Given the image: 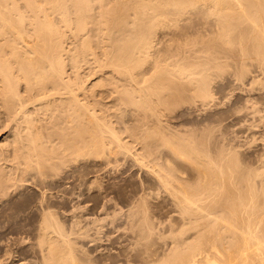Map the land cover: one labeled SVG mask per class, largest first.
Returning a JSON list of instances; mask_svg holds the SVG:
<instances>
[{"label": "bare ground", "instance_id": "bare-ground-1", "mask_svg": "<svg viewBox=\"0 0 264 264\" xmlns=\"http://www.w3.org/2000/svg\"><path fill=\"white\" fill-rule=\"evenodd\" d=\"M159 35H162V40L166 37L168 38L167 40L161 41ZM173 41L176 42L177 45V48L173 47V51L174 49H183L186 51L185 49L188 50L190 49L189 47H195L196 45L202 46L203 50L206 52L210 51L209 54L211 51L214 50V52H216L218 48L223 47L225 49L239 47L241 50H245L244 52L248 49L254 52V55H257L261 62L263 61L264 63V0H0V114L5 116L6 121L16 125L15 128L18 127L20 129V126L24 124L22 129H16L18 130V134L15 135L17 138L14 136V139L16 138L17 140H13V143L11 142V147H13L11 156L14 161L10 168L12 174H7L5 172L3 174V170L0 168V217L2 219L0 221H3V225L0 223V246H2L4 242L7 243V239H9L11 244H5V246H7V248L8 246L10 247L14 244L12 236L22 233L28 234L30 232L32 236L28 235L33 238L32 242L34 241L33 244L31 243L30 247H27L29 248L28 250L33 253V255L30 254L33 256L32 260H28V258L25 259L24 257L20 258L18 261L13 260V256L16 254L25 255L27 249H23V247L19 249V245H17L18 249L15 251H19L17 253L15 252L16 254L14 251L12 252L13 248H11V250L8 248L5 249L3 253L1 252L0 264H14L20 261H25L24 264L94 263L92 260L90 263L88 261L89 257L87 258L86 255L85 257L88 260L82 256L83 254H79L73 246L74 244L71 243L72 239L70 240V238H68L70 236H66L67 234L72 235L71 231H69L67 227H61V225L65 223L62 221L63 217L61 219L63 224L61 221L59 222L58 218L64 214L61 213L59 217L57 216L58 210H60L61 207L58 205L60 209L56 208L57 202L54 203L56 200H53V197H55L52 194L53 190H51L50 187V190L45 188V185L48 184L49 186L47 178L49 177L48 174L54 171L52 168L58 169L59 167L57 166H59V163L63 162L66 158H72L69 161H75L79 156V159H81V156H84V154H90V157L91 154H94L96 157L108 160L112 155L116 158L117 154H126L128 152L129 148L127 149V146L122 143L123 139L119 136L122 132L121 129H119L121 132L118 133L119 131H116V126L111 122L114 120L115 124V122L118 121L116 118L118 115L115 117L117 120L113 119L114 115L113 117L111 116V121L109 120L111 118L108 119L103 115V113L106 112L104 111L105 107H108L107 104H103L100 100L104 99L102 96L104 93L107 94H105V98L116 95V97L113 96L116 98L114 99L116 100L115 103L117 102L115 106L123 107V111L131 107L132 110H136L137 115H140V113L144 111L147 112V114H149L148 117L147 115L146 117L143 115L145 120L149 118V116L150 118H155V123L158 125L155 126V124H153L154 122L151 124L156 128H154V126H152L153 128L149 127L148 125L150 123L148 121H146L148 125L142 123V118L140 120V117L135 122L136 127L142 129L144 140L147 138L153 139L152 142L145 145L146 152L149 155L153 154L152 152L155 151L154 147L152 148L154 150L152 152L150 151L151 145L166 150L165 158L164 153H162L163 155L160 154V157L163 156L161 159L164 158L163 161L165 162H161L163 165L158 167L157 165L159 163H157L156 167L158 173L156 170L153 172L154 174H158H156V176L158 181L161 182L165 188L163 190H166L167 193L170 194L171 197L169 198L173 199L179 211V217H176L178 220L174 217L176 221L175 224L167 222L168 226L170 224L169 231L166 230L167 232L165 231L166 234L164 232V236L169 232V239H167L169 242L167 245L165 244L166 242H164V244L160 242L162 245L167 246H165V250L163 248L164 246L161 248V246H159L161 244H157L160 249L164 250L162 255H159L160 251L158 252V250L154 249L158 252L157 254V252L152 249L154 245L151 243L150 245H153L150 246L152 250L149 246L145 248L144 252L140 250L144 254L143 257L139 255L140 258L137 259L136 256L138 255L136 254L140 251H138L139 249H135L138 251L137 253H135V250V252L133 251L135 254V256H133L137 259H135L137 262H131L128 259L122 261L121 258V263L119 259H117L118 264H264V174L257 172V169L255 170V172H257L256 174L239 173L237 169L243 164L239 162L240 166L238 165L239 160L237 157V164H234L236 161L233 163V167L235 168H232L231 164L228 171H224L225 169L223 167L225 164H222L223 159L219 157L217 161V157L214 156L213 158L211 156L210 150H207V148H200L201 146L199 147V145H201V143H198L199 145L195 143L197 140L194 142V140L192 141L185 136H177V132L178 134L182 132L180 133L176 131V129L174 133L168 132L167 129L164 130L162 128L163 131L160 129L162 127H160L161 118L159 117V113L155 111L159 108L157 105L160 106L166 104L169 100L171 101L172 99L182 97L185 92L194 94L196 97L202 99V101H207L212 97L208 89L197 86L198 83L200 85L203 73L202 69L205 70L206 68L200 69L199 67H203L205 63L202 62L203 65L193 63V54H191L192 52L190 53L189 50L185 53L183 51L181 54L177 51L173 53L172 49L169 48L171 45L174 46ZM68 42L69 44H67ZM164 45L166 46L165 49L159 48ZM197 49L198 47L196 51H198ZM219 52L222 51L220 50ZM196 54L197 57L203 55H201L200 52L199 55L198 52H194L195 56L193 55V58L196 57ZM213 54L215 56V53H212V55ZM202 58L201 61L203 60ZM210 60L212 59L210 58ZM217 61L214 62L216 65ZM206 63L208 62L206 61ZM83 65H87L90 69H88V71L87 69L82 70L84 69ZM216 65H214V67ZM209 66H211V64ZM209 69L211 70L212 68ZM81 70L87 71V73L83 74ZM95 75L97 77L101 75V77L99 76L100 79L98 82L93 83L90 78L95 77ZM208 75L207 73L206 77ZM203 76H205V74ZM89 80H91L92 83H87ZM104 86H109L110 90H107V92L101 91L102 94L100 92L96 93V91H99V88L102 89ZM152 96H155L153 97L155 98L154 102ZM104 100L106 101V99ZM178 101L180 102V100ZM197 101L199 100H196V102ZM112 102L111 105L114 106V102ZM169 102L167 103L168 106H170ZM175 103L177 102L174 101V105ZM100 105L104 109H102V107V110L100 108L98 109ZM168 106L162 107L165 109L168 108ZM110 109L107 110L109 116L112 114L109 112ZM113 109L114 107L112 110ZM132 110H130V112ZM174 110L175 109H173V111ZM38 111H41L44 115H47L48 112L54 115L57 113V119L61 120V126L58 122L60 127L58 124H55L58 120L54 124L59 127L61 131H66L65 135L59 138L63 133L59 130L61 135L52 133L57 136L56 139L59 138L61 143L65 145V147L63 145L64 148L59 152L60 157L57 156L58 151H55L60 146L57 148H55V146L53 150V141L50 140L54 135L49 132L52 136L47 137L45 135V137L35 128L36 123L33 121L36 120H32L33 118L31 115L33 113L35 114V112L38 113ZM120 112L122 111L119 107V113ZM127 112H129V109ZM41 113L39 114L41 115ZM125 113L123 114L125 115ZM131 114L133 116V113ZM48 115L53 118L51 114ZM124 115H122V118ZM161 115L160 113V116ZM55 118L56 117L53 119ZM135 118H133V120ZM53 119H51V121ZM129 119L128 121H130V124H133L131 123L132 117ZM122 120L124 121V119ZM43 121L45 120L43 119ZM122 123L125 124V122ZM163 123L164 121L162 124ZM48 124H46V127L44 124L42 128L49 129V126H47ZM54 124L51 126L54 127ZM165 125L167 124L165 123ZM56 126L53 129L52 127L50 128L54 130ZM5 127H7L6 124ZM37 127L39 128V126ZM119 127H121L120 124ZM130 127H132V125ZM42 128H39V130ZM170 129L171 128H169V131ZM171 130H173V128ZM128 131L130 132L131 130H126V134ZM59 132L56 133L60 134ZM124 132L123 134L125 135ZM46 134L48 135V132ZM129 134H131V132ZM182 135H184V133H182ZM185 135L189 137L188 134L185 133ZM191 135L194 136L193 134ZM54 138L55 137H53L52 140H54ZM195 138L197 139V137ZM205 144L206 143H204V147H206L208 143ZM8 149V146L6 148H0V155L7 153L9 151ZM233 149L234 147H232V150ZM220 151L223 152L221 149ZM225 153H227V151ZM227 154H229V151ZM130 155H132V153ZM139 155L143 156L145 154ZM142 156L139 158L142 159ZM160 157L158 158L159 160ZM227 157H229V155ZM8 158H10V156ZM143 158H145V156ZM229 160L231 161V159ZM65 161L68 162L67 160ZM76 162L77 161H75V163ZM65 163L63 165H67ZM262 165L261 168L264 170V166ZM0 166L3 165L1 164ZM48 169H52V171L49 170V172H47ZM76 176L75 178L72 176V179H76ZM52 177H49L48 180H55V178H58L56 173L54 174V178ZM60 179H62V177L57 180ZM153 181L155 182V180ZM50 182V184L53 183V181ZM159 182L156 184H159ZM29 187L31 188L30 190H33V193L34 191L38 192L36 196L39 194V196H37L39 197L37 198L39 204H37V200H33L37 201L35 202L37 206L34 204L33 206L36 207H30L31 209L28 208L29 210L27 209L28 211L26 214L24 213V216L22 214L20 215V218L21 216L24 217H22L23 222L26 223L24 225H27V227L23 226V224L21 226H16V224H21L19 222L20 218L12 214V206H10L12 207L11 210L7 206H9V204L12 205L18 195H22L26 192L24 195L26 196V194L29 193V191L27 192V188L29 189ZM159 187L161 188V186ZM17 190L21 191L18 192ZM66 196L69 197L71 195ZM62 197L59 198L62 199ZM143 197L145 198V195ZM171 199L169 201H171ZM64 201L68 200L65 199ZM132 201L133 200H131V202ZM145 202H143V207H145ZM31 203L33 202L31 201ZM175 204H173V207ZM13 206L15 208L16 205L13 204ZM140 206L142 207V204ZM18 207L20 206H16L17 209ZM16 208L14 210H16ZM133 208H135V206ZM139 210V212L143 211V209L141 210L140 208ZM171 212H176L174 214H177V211L172 210ZM129 213L131 212L129 211ZM147 214L149 213H146V215ZM171 214L170 216L173 215ZM142 216L143 215H140L139 218ZM16 218H19V223H15L17 220ZM169 218L168 220H170ZM172 219L171 221L175 222ZM101 220H103V218ZM150 220L152 221V219ZM77 222L78 221H76V223ZM129 222H127L128 225L130 224ZM142 224L143 226L140 225V228L138 227V233H135L138 236L143 232L150 233V229H152L150 228L151 226L149 227L148 225L146 216ZM149 224H151V222ZM133 225L130 228L131 230L134 227ZM66 228L70 233L66 231L67 234H65L64 229L67 230ZM153 229L156 231L155 227ZM78 231L80 230L76 232ZM135 234L133 236H135ZM159 234L155 233L154 235L158 236ZM20 237H18V239ZM23 238L22 243L25 241H23ZM130 239H132V237ZM73 240L72 242L75 241ZM135 240L133 239V242ZM99 241L103 243V240L100 239ZM141 241L144 242L143 240ZM159 241H163V239ZM142 242L141 245H143ZM146 243H149L148 240ZM146 243L144 245L147 247ZM1 248L0 250H3ZM81 251H83V249ZM81 253L86 254L84 251ZM123 256L126 257L127 255ZM105 260L108 261V263L111 261L107 260V258ZM103 262L105 263V261L101 263ZM111 263L116 264L114 262Z\"/></svg>", "mask_w": 264, "mask_h": 264}, {"label": "rangeland", "instance_id": "rangeland-1", "mask_svg": "<svg viewBox=\"0 0 264 264\" xmlns=\"http://www.w3.org/2000/svg\"><path fill=\"white\" fill-rule=\"evenodd\" d=\"M159 37H161V38H159L161 41L167 40V38H168V37H166V38L163 37L164 39L162 40V35H159ZM173 43H174V46L171 45L169 47L170 49H172V51H173V47L177 48L176 42L173 41ZM67 44H69V42ZM165 47L166 46L164 45L163 47H159V48L165 49ZM195 47L196 48L198 47V49H197L198 51H196ZM195 47H189L190 49L192 48L194 50L193 51L191 49L192 50L191 51L190 49H188L189 52L190 53L192 52L191 54H193V55H194V52L195 53L198 52V55H199V52H200L201 55L203 54L202 55L203 58H202V56L201 57L200 56L197 57V54H196L197 59H196V57H194L195 58L194 59L193 55H192V59H193L192 62L193 63H199V64H202V62L205 63V65L202 64L203 67H199L200 69L206 67L205 70L202 69L203 70L202 78H201L202 82L200 81V85L198 83L197 86H201V87H204V88L208 89L212 97H210L208 99L209 101L207 100L208 101L207 102L206 100L202 101V99H200L199 97H196L192 93L185 92L184 93L185 95L183 94L182 97L172 99L171 101L169 100L171 102L170 103L168 101L170 106L167 105L168 102H166V104L160 105L161 107L159 105H157V107H159V108H157L155 111L159 113V117L161 118L160 127L162 126L161 128L160 127H158V128H160V129L163 128L164 130L167 129L168 132H173V133H174V130L176 129V131H179L180 133L181 132L184 133V135H182V133L178 134V132H177V136H185L186 138H188V139H190L192 141L194 140V142L197 140L195 143L196 144H198V143L200 144L201 143V145L198 144L199 147L201 146L200 148H203V149L207 148V150L211 151V156L213 158H214V156L217 157L216 160L218 161L219 157H220V159H223L222 160V164L223 165L224 164L225 165L228 164L226 166L224 165V167H223L225 169L224 171H226V170L228 171V168L231 167V164H232V168H235L233 166H234V164H237V161L239 160L238 161V165H239V162H240V164H243L241 166L239 165L241 167V169H240V167L237 169V171L239 173L242 172V173L256 174L257 172H261V174H264V170H262V168H261V165L264 164V157H262V156H264V154H263L264 153V74H263L264 73V63H263V61L261 62L259 57H257V55H254L255 53L252 52L251 50L246 49V52H244L245 50L243 51L239 47L238 48L237 47H235V48H226V49L224 47L223 48H218L217 51L215 50L216 52H214V50H213V51H211L210 54H209L210 51L209 52L204 51L203 47L200 46V45L199 46L196 45ZM180 50H181V52H180ZM185 50L188 51L187 49H185ZM220 50L222 52H219ZM247 50H248V52H247ZM169 51H171V50H169ZM175 51H177V52H179V54H181L184 50L183 49H174L173 53H176ZM186 51H184V53ZM203 51H204V53H207V54H204ZM239 52H240V56H239ZM249 52L250 53L252 52L251 53L252 56L250 55ZM212 53H215V56H214V54L212 55ZM244 53H246V54H244ZM168 54H171V53H168ZM217 55H218V57H217ZM245 56H247V57H245ZM201 58L203 59L202 61H201ZM210 58L212 60H210ZM215 58H216V60H215ZM235 58H236V60H235ZM224 59H227V60H224ZM233 59L235 60L236 63L234 62ZM195 60L196 61L200 60V61L196 62ZM217 60L219 62H221V63H219ZM206 61L208 63H206ZM215 61H217L216 62L217 65L214 63ZM209 63L211 64V66H209L210 65ZM261 63H263V64H261ZM212 64H213V66H212ZM206 65H208V66H206ZM214 65H216V66L214 67ZM85 66H86V68H85ZM83 67H84V69H82V70L87 69V71H88V69H90L87 65H83ZM209 68H212V69L210 70ZM208 69L211 72H209ZM216 69H217V71H216ZM82 70H81V72L83 74L87 73V71H82ZM205 72H207L209 74L208 75L209 77L208 76L206 77L207 73H205ZM204 74H205V76H203ZM96 75H98V74H96ZM96 75H95V77H92L93 79L89 77L92 80L93 83L94 82H98L99 79H100L99 76L101 77V75H99L98 77ZM252 76H253V78H252ZM91 80H89L87 83L91 82ZM105 88H106V90H105ZM98 90L99 91H96V93L100 92L102 94L101 91L107 92V90H110V87L109 86H106V87L104 86V88L102 87V89L99 88ZM105 94L106 93H104L102 96H103L104 99H106V101L104 99H100V100H101V102L103 104H107L108 107H105V105H104V107H105V109H104L102 107L103 106V104H102V106L100 105L98 107V109L99 108L101 109V107H102V109H104V111H106L105 112L106 114L103 113V115L106 116L108 119L111 118V116L113 117V115H114L113 119H115V120L118 119V121H116L115 124H114V120H112V118L109 119V120L110 121L112 120L111 122H113V125L116 126L115 127L116 131L117 130L119 131V129H121L122 132L121 131L118 132V133L121 132L119 136H121L120 138L123 139L122 143L127 146V149L129 148L127 153L128 154L132 153V155L129 154V156H128L127 153L126 154H123V153L117 154L116 155L117 159L112 155L109 158L110 160H112V161H110L109 159L107 160L105 158L96 157L94 154L93 155L91 154V157L89 156L90 154H84V156L82 155L83 157L81 156V159H79L80 158V156H79L77 158V160H75V161H77L76 163H75V161H69L72 158H66V159H64L63 162L59 163V166H57V167H59L58 169L57 168H55V169L52 168L54 171H52V169H48L47 170V172H49V170L52 171V172L50 171L51 173H49L51 175L48 174V176L50 178L52 176H53L52 178H54V174L55 173H56L58 178H55V180L54 179L53 180L52 179L48 180V178H49L48 177L47 178V183H49V186H48V184L47 185L44 184V185L46 186L45 188L49 189V187H50V189L53 190L52 191L53 193L52 192L51 193L53 194V196H55V197H53L54 198L53 200H56L54 203L57 202L56 208L60 209V207H61V209H60L61 211L58 210V215H57L59 217L61 215V213L64 214L63 216L61 215L58 218L59 222H60L62 217H63L62 221L65 224H63L62 221H61V223L63 224V225H61V227H63V228L67 227L69 229V231H71V234H72V235L67 234V233H70V232L66 228L67 230L64 229L65 234H67L66 236L68 237V235H69L70 237H68V238H70V240L71 239L75 240V241L73 240L75 243L72 242V240H71V243L74 244L73 246L79 252V254H81V255L83 254L82 256L85 259H87L89 257V260L88 259L87 260L90 263L92 261H94V263L92 262L91 264H105V263L106 264H113L111 262H114V263L118 264L117 259H119V262H120L121 258H122V261H125V260L128 259L131 262L132 261L137 262L136 260L138 258H140V256L143 257L144 254L142 252H144L145 248H148V246L150 248V246L154 245V248H152V247L151 248L153 250L154 249L158 250V252L160 251L161 253L159 252V255H162L164 253V250L167 247L166 245L169 242V240L167 241V239H169V235H168L169 232L167 233L166 236H164V235L166 234L167 231H169L168 229H169L170 224H172V223L175 224L176 223L175 219L178 220V218H176V217H179V213H178L179 211H178V207L174 203L173 199L169 198V197H171L170 194L167 193L166 190H163L165 188L163 187L161 182L158 181V178L156 176V174L158 173L157 167L163 165L161 162H163V163L165 162L163 160H164V158L166 156V150H164V148H156L155 146L151 145L150 151L152 152L155 149V151H153L152 153L155 154V155L157 154V155L156 156L153 155V154H151L152 156L149 155L146 152L145 145L147 143L152 142L153 139L152 138H147L146 140H144V133H142V129L140 127H136V123L135 122H136V120L139 117H140L139 118L140 120L142 118V121H141L142 123L148 125V122H149L150 123L148 125L149 127L154 126L153 124H155V126L158 125L157 123H155L156 122L155 118L154 117L150 118V116H149V118H146V120H145V118H143V115H144V117H146V115L148 117L149 114H147V112H145V111L142 112V113L138 112V113H140V115L139 114L137 115L136 110L133 109L134 110L133 111L131 107L124 109V111L126 112L125 113L123 111V107L117 106V105L115 106V104H117V102L115 103L116 100H114V99H116V98H114L113 96L116 97V95H113V96H111L109 98H105L106 95H107V94L106 95ZM153 97H155V96H152V100L154 102L155 98H153ZM194 97H195V99H194ZM111 98H112V101L114 100L113 101L114 102V104H113L114 106L111 105V102H112ZM178 100H180L181 103ZM196 100H199V101L196 102ZM174 101L177 102V103H175V105H174ZM153 104H155V103H153ZM176 104H177V106H176ZM181 104H183V105H181ZM162 106L163 107L164 106H166V107L168 106V108L164 109ZM113 107H114V109L112 110ZM119 107H120V110L122 111V112H120L121 115L119 113ZM109 109H110L109 112L112 113L110 116H109V113L107 111ZM128 109H129V112H127ZM173 109H175V110L173 111ZM130 110H132L133 112L132 111L130 112ZM161 110H162V112H161ZM104 111H102V112H104ZM135 112H136V114L134 115ZM39 113H41V111L40 112L38 111V113L35 112V114L33 113L32 115H34L35 117L31 115V117L33 118L32 120H34V119L36 120V121H33V122L36 123L35 128H36V130L38 129L37 131H40L44 136L46 135L47 137L48 136H52L54 134L61 135V132H63L64 134L62 133V135L59 136V138H62L65 135L66 131H61L60 128H59L61 126V120L57 119V117H58L56 115L57 113H55L56 116L54 114L50 113V112H48L47 115L46 114L44 115L42 113L40 115ZM123 113H125V115ZM131 113H133V116H132ZM160 113L162 114L161 116H160ZM163 113H164V116H163ZM48 114H51V116L53 118L54 117H56V118L53 119ZM122 115H124L123 118H122ZM45 116H47V117H45ZM131 117H132L131 123H133V124H130V121H128V119L131 118ZM39 118L40 119L43 118L45 121H43V119L40 120ZM120 118L124 119V121L122 119H120ZM133 118H135V119L133 120ZM51 119H53L55 121H53V120L51 121ZM149 119H152V120H149ZM37 120H38V122H37ZM119 120H120V122H119ZM56 121H57V123H55ZM146 121H148V122H146ZM163 121H164L163 124L165 125V123H166L167 125L164 126L162 124ZM39 122H41V123H39ZM43 122H45V123H43ZM51 122H53V123H51ZM58 122H59L60 126H59ZM118 122H119L121 127H119ZM122 122H125V124H123ZM38 123H39V125H38ZM48 123H50V124H48ZM54 123L56 125L58 124L59 127H57ZM151 123H153V124H151ZM5 124H6L7 127H5ZM44 124H45V127H46V124H48L47 126H49L48 127L49 129H47V128L44 129V127L42 128V126ZM53 124H54V127L56 126V128H57V129L55 128L56 131H55V129L52 130L54 127L51 126V125H53ZM129 124H130V126L132 125L133 128L130 127ZM12 125H13V123H9L8 121H6L5 116L3 114H0V148H6L7 146L9 147V149H8L9 153L7 152V153H4L3 155H0V158H1L0 159L1 160L0 161V165L1 164L3 165V166H0V168L3 170V174H4V172L7 173V174H12V172H11L12 170H10V168L13 165L14 161L12 160V156H11L12 155V151H13L12 150L13 147H11V146H12L13 140H17L16 139L17 137L15 135L18 134V130H16V129H19L18 127L15 128L16 125H13L14 127ZM125 125L126 126L128 125V126L126 127ZM10 126L12 127V129H11ZM23 126H24V124H22V126H20V129H22ZM37 126H39V128H42V129L39 130V128ZM122 126H125V127H122ZM155 126H154V128H156ZM9 127H10V131H9ZM50 127H52V129ZM169 128H171V129L173 128V130L170 129V131H169ZM135 129H136V131H135ZM163 129H162V131H163ZM48 130H50V131H48ZM58 130L61 131V132H59ZM126 130H131L130 131L131 134H129L130 133L129 131L126 134ZM12 131H14V132H12ZM176 131H175V135H176ZM47 132H48V135L46 134ZM49 132L51 134L52 133H54V134L51 135ZM56 132H59L60 134H58ZM123 132L127 136H125L123 134ZM185 133L188 134L189 137L187 135H185ZM10 134L12 135L13 138L11 137ZM132 134H134V135H132ZM191 134H193L195 137H197V139L194 136H192ZM14 136L16 137L15 139H14ZM134 136H136V137H134ZM53 137H55L54 140H56V141L52 140ZM56 137L57 136L54 135V136H52L50 138V140L53 141L52 142L53 150L60 146L59 148H57L55 150V151H58L57 152V156L60 157L59 152L65 147V145L63 143H61L59 138H57L58 139L57 140ZM124 137H126V138L128 137V138L126 139ZM132 140H134V141H132ZM6 141H7V143H6ZM44 141H45V138H44ZM58 141H60V142H58ZM9 142H10V144H9ZM125 142L126 143L128 142V143L126 144ZM129 142H131V143H129ZM204 143H206V144L208 143L207 144L208 146L205 144L206 147H204ZM56 144H58V145H56ZM63 145H64V147H63ZM153 147H154V149H152ZM232 147H234L233 150H232ZM157 149H160V150H157ZM220 149L223 150V152L220 151ZM134 151H137V152H134ZM224 151L225 152L227 151V153L229 151V154L225 153ZM140 152H142V153H140ZM138 153L139 154H145V155L142 156V155H139ZM162 153L165 154L163 159H161L163 157ZM160 154H162L161 155L162 157H160ZM231 154H232V156H231ZM228 155H229L230 158L227 157ZM9 156H10V158H8ZM141 156H142V159L139 158ZM144 156H145V158L147 157L146 158L147 162H152V163H147L145 161V158H143ZM158 156L160 157V160L158 159L159 158ZM236 157L238 158V160H236ZM96 158H97V160H96ZM83 159L84 160L87 159V160L84 161ZM137 159H138V161H137ZM229 159H231V161ZM65 160H67L70 163L66 162ZM154 160L155 161L159 160V161L155 162ZM235 161H236V163H234ZM64 163L67 164V165H63ZM143 163H144V165H143ZM157 163H159V164L157 165ZM147 164H148V166H147ZM153 164H154V166H153ZM68 165H70V166H68ZM151 165H152V167H151ZM156 165H157V167H156ZM246 165H248V166H246ZM262 166H264V165H262ZM4 167H6V168H4ZM146 167L149 168V169H147ZM248 168H251V169H248ZM150 169L152 170V172H151ZM58 170H60V171H58ZM155 170L157 172L156 174H154ZM229 170H232V169H229ZM255 170L257 172H255ZM53 172H54V174H53ZM77 172H78V174H77ZM72 176L74 178L76 176L78 179L77 178L76 179H72ZM61 177H62V179L57 180V179H59ZM67 177H68V180H67ZM69 177H70V179H69ZM152 179L155 180V182ZM50 181H53V183L50 184L51 183ZM70 181H76V182H70ZM158 182H159L160 185L156 184ZM23 185H24V183H23ZM25 185H26V183H25ZM159 186H161V188ZM30 189H31L30 187H29V189L27 188V192L29 191L30 194L28 193V194H26V196H24L26 192L24 194H22L26 198H24L20 194L21 196L18 195V197L15 198L16 202H15V200L13 201L14 202L13 204H15L16 206H20V207H18L19 211L16 208V206H15V208H16L17 211L14 210L15 208H14L12 203H11L12 205L9 204V206H7L10 210L13 207V210L16 211V212H14L13 210H11L12 214L13 215L15 214L14 216H17V217L19 216V218H20L21 214L23 216L26 214V212L29 210L28 208H30V207L32 208V207H36L37 206L35 204V202L38 201L37 204H39V200L37 199V198H39V197H37V196H39V194L36 196V194L38 192L34 191V193H33V190H30ZM17 191L19 192L21 190H17ZM31 193L34 194V197H33V194H31ZM54 193H55V195H54ZM60 193H61V196H60ZM166 193H167L168 196L166 195ZM63 194H64V196H63ZM142 194L145 195V198L143 197L144 195H142ZM29 195H30V200H29ZM66 195H71V196L67 197ZM138 195L139 196L141 195V196L139 197ZM161 195H163V196H161ZM19 197H21V198H19ZM59 197H62V199L59 198ZM138 197H139V200H138ZM146 197H147V199H146ZM141 198L143 199V201H142ZM65 199L68 200V201H64ZM144 199H145L146 202L144 201ZM170 199L173 202L169 201ZM33 200H37V201H33ZM131 200H133V201L131 202ZM136 200H137V202H136ZM31 201L33 203H31ZM63 202L65 203V205H64ZM143 202H145V207H143L144 206ZM27 204H29V205H27ZM34 204L36 206H33ZM141 204H142V207L140 206ZM173 204H175L176 207L175 206L173 207ZM58 205L60 207H58ZM114 205H117V206H114ZM133 205L135 206V208H133L134 207ZM137 205H139V206H137ZM10 206H12V207H10ZM146 207H148V208H146ZM8 208H6V209H8ZM139 208L141 210L143 209V211L139 212L140 211ZM129 209H131V210H129ZM135 209H137V210H135ZM147 209H148V211H147ZM22 210H23V213H22ZM56 210H55V212H56ZM133 210H135V211H133ZM172 210L173 211H177L178 216H177V214H174L176 212H174V213L171 212ZM129 211L131 213H129ZM94 212H96V213H94ZM17 213H19V214H17ZM116 213H118V214H116ZM128 213H129V216H128ZM139 213H142V214H139ZM146 213H149V214H147L149 216H147ZM170 214L173 217L170 216ZM117 215H119V216H117ZM140 215H143L144 217L146 216V220L148 222V225H149V227L151 226L150 228H152V229H150V233L151 234L149 232H143L142 234H140L142 239H141L140 236L135 234V233H138L137 232L138 227L140 228V225L143 226L142 223H143L144 217L142 216L141 218H139ZM23 216H21L20 221H19V218H16L17 220H16L15 223H19V222L21 223V224H16V226L17 225L21 226L23 224V226L27 227V225H24L26 223L23 222V218H24ZM135 216L141 220V223H140V220L137 219ZM112 217H113V219H112ZM169 217H171V218H169ZM174 217H175V219H174ZM102 218H103V220H101ZM133 218H134V220H133ZM168 218L170 220H168ZM129 219L132 220V221H130ZM150 219H152V221ZM166 219H167V221H166ZM171 219L173 221H175V222H172ZM0 220H2L1 217H0ZM76 221H78V222L80 221L79 224H78V222L76 223ZM2 222L3 221H0V223L3 225ZM127 222H129L130 224L128 225ZM150 222H151L152 225L149 224ZM167 222L170 223L169 226H168ZM70 224H72V225H70ZM132 225L135 227V228L133 227L134 230L130 229L132 227ZM153 226L155 227L156 231H154V229H153L154 227ZM165 226H167V227H165ZM123 227H124V229H123ZM162 227H165V228H162ZM77 230H80V231L76 232ZM135 230H136V232H135ZM66 231H67V233H66ZM116 231H117V233H116ZM153 231H154V233H153ZM164 232H165V234H164ZM132 233H133V235L135 234V236H133ZM144 233H145V235H144ZM148 233H149V235H148ZM155 233L156 234L160 233L159 234L160 236L159 235L158 236L154 235ZM25 234L26 233H24V234L22 233V234H18V235L12 236L13 239H14L13 240L14 244H12L10 247L8 246V248L10 250H11V248L14 249V250L12 249V252L14 251V253H15L16 252L15 250H17L18 248L22 249V247H23V249H26L27 247L31 246V243L33 244L34 241L32 242L33 238H31V236H32L31 233L30 232L28 233L31 236H29L28 234H26V236H25ZM146 234H147V236H146ZM104 236H106V237H104ZM18 237H20L19 239H21V240H19ZM27 237H29V238H27ZM131 237H132V239H130ZM151 237H153V238H151ZM15 238H16V242H15ZM22 238H23V241L25 240L26 242L24 241L22 243ZM30 238H31V240H30ZM26 239H28V240H26ZM100 239L103 240V243H102V241L101 242L99 241ZM133 239L134 240L136 239L134 241L136 243L133 242ZM154 239H155V242L156 241H158V242L155 243ZM162 239H163V241H159V240H162ZM7 240H8L7 243L4 242L3 245L0 246V248L2 247L1 249H3V250H0V254H2L5 249H8L7 246H5V244H7V245L11 244L10 243L11 241L9 239H7ZM141 240H143L145 243L148 240L149 243H146L147 247L144 245L145 243L142 242ZM17 241L18 242L21 241V242L18 243ZM141 242L143 243L144 246L141 245ZM160 242H162L163 244H164V242H166L165 243L166 245H162V243H160ZM28 243H29V246H28ZM151 243L153 245H150ZM158 243H160L161 245H159ZM26 244H27V246H26ZM155 244L156 245L158 244L159 246H161V248H162V246H164L163 247L164 250L160 249V247L158 245L156 246ZM17 245H19L18 248H17ZM136 247H139V248H136ZM28 249L29 248L26 249L25 255L16 254L19 251L18 250L15 253L16 255L13 256V260L18 261V260H20V258H23V257L25 259L28 258V260H32L33 256H31L30 254L33 255V253L31 251H29ZM82 249H83V251L86 254L81 253V252H83V251H81ZM135 249H137V250L139 249L138 251L141 250L142 252L140 251L141 253L140 252L137 253L138 251L135 250ZM156 250H154V251H156ZM133 251L135 253H137L136 254V255H138V256H136L137 259L134 257L135 254H134ZM29 252H31V253H29ZM158 252H157V254H158ZM85 255H86L87 258L85 257ZM123 255H125V256L127 255V256L124 257ZM130 256L131 257L133 256L134 258L133 257L131 258ZM29 257H30V259H29ZM106 258L109 261L111 260L110 263H108V261L105 260ZM102 261H105V263L104 262L101 263ZM24 263H25V261H20L19 263L15 262L14 264H24Z\"/></svg>", "mask_w": 264, "mask_h": 264}]
</instances>
